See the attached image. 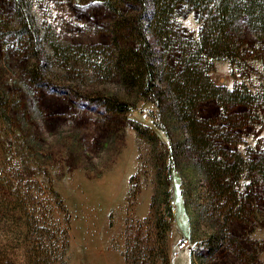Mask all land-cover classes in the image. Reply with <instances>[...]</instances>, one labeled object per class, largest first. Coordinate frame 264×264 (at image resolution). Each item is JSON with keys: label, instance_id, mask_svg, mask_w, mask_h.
I'll return each instance as SVG.
<instances>
[{"label": "rangeland", "instance_id": "rangeland-1", "mask_svg": "<svg viewBox=\"0 0 264 264\" xmlns=\"http://www.w3.org/2000/svg\"><path fill=\"white\" fill-rule=\"evenodd\" d=\"M29 6L37 36L20 45L9 34L17 28L13 5L0 0V264H264V182L245 169L264 154V104L248 112L199 103V133L207 126L228 138L204 156L162 75L160 110L121 82L108 8L94 0ZM138 14L148 19V9ZM175 19L187 38L198 35L189 8ZM234 34L246 57L206 58L204 75L223 92L264 93V44L244 26ZM119 38L129 45L127 35ZM50 41L105 50L108 70L78 57L62 62ZM150 42L159 63L161 50ZM101 97L130 110H108ZM235 156L243 170L217 187L210 160L230 165Z\"/></svg>", "mask_w": 264, "mask_h": 264}, {"label": "trees", "instance_id": "trees-1", "mask_svg": "<svg viewBox=\"0 0 264 264\" xmlns=\"http://www.w3.org/2000/svg\"><path fill=\"white\" fill-rule=\"evenodd\" d=\"M16 14L17 28L11 31L19 44L21 39L29 41L37 36L34 24V13L30 10V0H10ZM80 1V0H75ZM85 1V0H83ZM108 8L116 18L114 23V42L117 50L113 55L114 67L120 74V80L128 89L143 93L161 109L160 96L156 93V81L162 75L166 81L169 96L174 99L180 110L185 125L193 135L192 141L202 150V155L214 151L217 141H228L226 133L217 128L204 126V133H199L194 120L196 106L204 100L213 99L224 110L233 103L241 105L248 112H253L258 105L264 104V93L251 94L246 86L223 92L214 86L204 75L201 64L206 58H229L232 61L246 57V45L237 39L235 31L246 27L264 44V0H131L137 10L129 11L123 7L125 0H94ZM189 8L197 16L200 23L198 35L187 38L180 31L175 13L182 8ZM148 9V19L144 20L138 11ZM243 25V26H242ZM119 34L127 35L128 46H123ZM51 37L45 36L49 41ZM150 38L155 40L161 50V60L154 63L151 59L152 45ZM51 42V41H50ZM51 54L60 61H68L78 57L85 63L92 64L100 72L108 70L110 54L96 47L60 46L51 42ZM264 48V45H262ZM102 53V54H101ZM111 55V56H112ZM264 62V53L262 54ZM164 93V91H163ZM108 110L122 113L130 110L124 102L113 97H101ZM232 105V104H231ZM188 122V123H187ZM231 126L232 122L226 120ZM217 151V150H216ZM216 156V155H212ZM238 157V158H237ZM235 156L233 163L225 165L221 160H210L209 173L212 182L219 188L216 181L224 175H233L243 170L239 163L240 156ZM250 173H257L264 182V154L258 161H249L246 168ZM260 264V263H255Z\"/></svg>", "mask_w": 264, "mask_h": 264}, {"label": "built area", "instance_id": "built-area-1", "mask_svg": "<svg viewBox=\"0 0 264 264\" xmlns=\"http://www.w3.org/2000/svg\"><path fill=\"white\" fill-rule=\"evenodd\" d=\"M187 246H188V240L187 239L180 240L178 245H177L178 249H180V250L187 248Z\"/></svg>", "mask_w": 264, "mask_h": 264}]
</instances>
